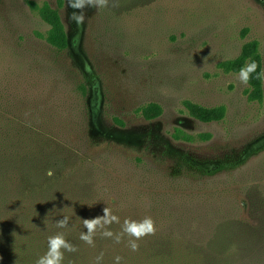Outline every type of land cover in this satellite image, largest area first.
Returning a JSON list of instances; mask_svg holds the SVG:
<instances>
[{
	"label": "rangeland",
	"instance_id": "rangeland-1",
	"mask_svg": "<svg viewBox=\"0 0 264 264\" xmlns=\"http://www.w3.org/2000/svg\"><path fill=\"white\" fill-rule=\"evenodd\" d=\"M44 3L58 6L0 0V123L30 117L22 100L88 160L69 163L52 205L33 214L29 203L33 218L0 230V264H36L57 233L77 249L62 264H97L101 254L99 264H264V98L251 101L239 74L219 67L250 41L264 61V0H109L85 8L81 25L64 0L63 52L41 38L49 27L32 4ZM187 101L224 106L226 117L199 121ZM152 103L163 111L149 121L140 110ZM105 207L119 223L89 245L83 220ZM146 217L156 232L137 251L127 234L116 242L125 220Z\"/></svg>",
	"mask_w": 264,
	"mask_h": 264
},
{
	"label": "trees",
	"instance_id": "trees-1",
	"mask_svg": "<svg viewBox=\"0 0 264 264\" xmlns=\"http://www.w3.org/2000/svg\"><path fill=\"white\" fill-rule=\"evenodd\" d=\"M57 8L44 3L42 6L32 4L42 21L49 29L41 35L48 45L63 52L68 49L69 38L61 17L64 0H58ZM247 31L244 32V35ZM255 61L259 67L251 75L249 82V98L251 101L262 102L264 98V78L257 79L258 73L264 71L263 55L258 41H250L243 45L239 56L219 65L225 73L239 74L246 64ZM85 93V88H83ZM22 113L26 111L29 118L11 115L0 123V230L14 231L22 228L28 219V205L33 204V210L38 211L39 202H49L55 195L62 196L63 192L55 190L56 183L64 182V171L72 160L78 161L80 166L87 163L86 156L80 155L68 144L59 140L54 132L52 121L47 118L39 121L35 117V106L26 105L19 100ZM189 114L202 122H220L226 117L224 106L206 108L193 102H185ZM162 107L149 104L140 110L146 120H154L162 115ZM40 111L38 110L37 113ZM52 128V129H51ZM206 136L205 138H209ZM51 171L52 175H48ZM173 207L172 202L166 203ZM34 214V213H33ZM31 217V216H30ZM33 218V217H31ZM34 220V219H33Z\"/></svg>",
	"mask_w": 264,
	"mask_h": 264
},
{
	"label": "clouds",
	"instance_id": "clouds-1",
	"mask_svg": "<svg viewBox=\"0 0 264 264\" xmlns=\"http://www.w3.org/2000/svg\"><path fill=\"white\" fill-rule=\"evenodd\" d=\"M109 0H68V6L79 10L73 11L70 19L75 21L77 25H81L85 21L84 9L87 7H107ZM259 65L252 61L246 64L240 69L239 79L242 83L247 84L251 78V75L257 72ZM264 78V71L258 73L257 79ZM48 175H52L49 171ZM104 215L96 218L84 219L83 224L87 229L86 232L80 234V239L85 243L94 246V236L97 233L98 228H104L106 225H111L113 222L119 223V217L112 214L111 209L105 207L103 209ZM69 224V217L65 216L63 219L58 220L56 226L58 228H66ZM156 232L155 221L151 217H146L141 221L125 220L123 224L122 233L115 236L116 242H120L122 236L127 234L134 239L129 240V246L132 251L139 249V244L136 242L145 236L154 235ZM102 235L105 237H113V232L104 230ZM64 251L74 252L77 249L68 242L63 233H57L54 236L48 238V250L39 257L36 264H62L64 260ZM103 254L97 257V264L102 260ZM121 257L115 258L116 264H120Z\"/></svg>",
	"mask_w": 264,
	"mask_h": 264
}]
</instances>
